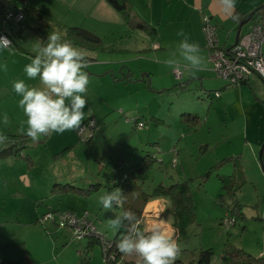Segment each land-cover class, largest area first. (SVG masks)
<instances>
[{"label":"rangeland","instance_id":"374dc122","mask_svg":"<svg viewBox=\"0 0 264 264\" xmlns=\"http://www.w3.org/2000/svg\"><path fill=\"white\" fill-rule=\"evenodd\" d=\"M91 1L25 0L27 6L42 13V18L25 12L23 24L15 26L16 33L22 28L23 42L20 45L30 53H37L43 42L41 38H47L54 31H59L64 39L68 28L87 29L85 25H88L104 34L100 35L102 47L99 51L84 53L95 59L85 69L91 73L88 74L85 119L82 121L94 123L93 130L85 135L86 138L91 135V139L85 141L77 131L52 133L22 151L23 154L28 152V161L23 156H11L7 162H0V257L18 258L19 250L9 245L22 242L28 264H81L84 261L105 264L100 243L88 249V239L77 241L71 228L56 225L42 216L56 209L59 213L77 216L87 214L94 221L97 233L107 241L112 240L118 230L109 226V220L122 213L121 209L105 210L98 201L113 188L101 186L98 193L81 198L71 194H50L46 184L51 179L91 177L99 179L102 185H118L128 167L151 153L158 161L149 170L148 181L143 184L145 191L151 192L158 184L169 186L181 181H186L190 189L194 222L186 228L185 237L177 241L184 263L196 259L201 250L212 249L210 264H221L220 256L227 245L264 258V173L258 159L264 142V105L256 100L259 109L254 111L250 104L244 114L233 89L222 90L220 98L221 93L214 88L229 83L218 79L212 69L209 76L204 74L202 84L194 79L187 86L171 74L164 76L167 71L161 67L148 84L142 80L146 67L134 61L129 62V68L134 71L129 79L125 76L127 67L123 70L125 80L122 81L116 80L123 79L116 65L112 66L115 74H102L106 66L101 61L117 60L120 56L118 49L126 43L131 46L130 36L140 30H127L126 25L111 29L94 23L89 9ZM245 1L236 0V4L244 11H250L253 5ZM257 1L264 4V0ZM13 2L0 0V6ZM133 2L135 10L132 5L131 10L135 15L148 13L144 8L146 0ZM0 26L9 28L2 15ZM232 28L227 24L222 33L228 34ZM110 31L114 34H107ZM3 35L0 33V37ZM234 37L235 31H232L229 42L233 43ZM30 58L14 48L0 50V118L7 113L10 120L7 128L0 123V132L7 133L9 139L26 137L20 133V127H26V117L18 106L20 97L13 90V82L23 80L29 86H40L38 78L29 79L24 72ZM3 65H7V70ZM203 89L211 91L213 98L202 99L204 95L200 92ZM201 100L210 103L209 110ZM194 117H198L197 120ZM244 118L248 148L243 146L246 138ZM135 119H139L143 128L133 124ZM252 133L261 135L260 145L256 147L253 146L256 139ZM68 142L75 147L63 150ZM155 147L160 149L159 152ZM231 156L238 160L244 174L243 183L233 196L241 205L243 219L226 228L223 223L232 199L223 189L219 175L231 176L234 166L227 161L219 164L223 158ZM119 160L121 166H117ZM173 160L177 162L175 168L171 163ZM215 165L218 167L211 170ZM151 208L153 215L161 210L159 205ZM164 212L167 213L168 209Z\"/></svg>","mask_w":264,"mask_h":264},{"label":"clouds","instance_id":"9594fccd","mask_svg":"<svg viewBox=\"0 0 264 264\" xmlns=\"http://www.w3.org/2000/svg\"><path fill=\"white\" fill-rule=\"evenodd\" d=\"M217 4L225 16L238 19L236 0H217ZM177 35L182 39L163 63L177 73L187 71L194 75L203 71L206 65L199 44L190 42L182 30ZM12 48L6 37H0V50ZM30 61L25 65L24 72L29 79L38 78L40 86H29L23 80L13 82V90L20 97L18 106L26 117V127L22 125L20 133L36 143L52 133L78 131L85 119V95L89 85V75L85 71L88 61L83 51L63 39L59 31H54ZM3 67L7 70V65ZM0 123L5 128L9 127L7 113L0 118ZM9 142V136L0 132V145ZM98 202L105 210L122 208L124 193L115 189L100 196ZM109 226L114 230H125L126 234L116 244L118 251L125 256H137L142 264H174L181 253L173 234L158 227L141 230L137 216L131 210L115 215L109 220Z\"/></svg>","mask_w":264,"mask_h":264},{"label":"crops","instance_id":"0c3cea01","mask_svg":"<svg viewBox=\"0 0 264 264\" xmlns=\"http://www.w3.org/2000/svg\"><path fill=\"white\" fill-rule=\"evenodd\" d=\"M130 2L132 8H134L133 0H130ZM146 2L147 3L145 4L144 8L148 13L146 15L137 14L136 16L139 19L143 20L145 23H147V25L149 26V28H151V30L149 32L139 31L138 34L131 35L130 36L131 46H128L126 43L124 47L119 48L117 52L120 54V56L118 57L117 60L110 59V60L101 61V64L106 66L102 74H107L109 72L115 74V71H113L112 66L116 65V67L119 70V73L122 74L123 77V79L121 78V80L120 79H116V80L119 81L125 80L124 79L125 76L126 78L128 77L129 79L131 75L134 74V71H132V69L129 68V62L134 61L146 67V69H143L145 71H143L142 80L144 82H148V84H150L151 82L150 78L155 75V72L156 70L158 71L159 67L163 68L164 71L165 70L167 71V74H165L164 76L169 77L170 74L173 75V70L169 68L167 65H165L163 63V60L168 57L169 53L176 50L179 41L182 39V37L177 35V32L182 30L189 37L190 42H196L199 44L201 49L200 54L205 62L206 67L203 71L195 72L196 75H191L189 74V72L183 71L182 78L179 81H183L182 83L183 86L189 85L190 83H192L194 79L196 80L198 79L200 80V83L201 82L203 83L204 74H207L209 76L210 75L209 72H211L213 68L209 60V52L206 47L205 38L202 33V16L208 15L210 17L211 22L215 26H217V35H218L219 44L227 48V47H232L237 42L239 36L241 34L246 33L254 23L255 18L254 19L250 18L249 14L255 8L264 5L258 3L259 1L257 0H246L245 3L250 2V4L253 6L252 9H250V11H244L245 9H242V7H240L241 5L236 4L235 13L238 16V19L233 20L230 17L225 16L220 11V8L217 4V0H146ZM89 4H90L89 9H91L92 12V19H93L92 21L94 23L102 24L104 27H109L111 29H113V27H116V25H125L119 14L115 12L104 0H93ZM227 24L230 25V28L233 26L232 28L233 33L235 31V37H234L235 39L233 43L229 42V38L232 37V31L228 32V34L225 35L222 33L224 26H227ZM85 26L87 27L88 30L94 32L99 37L100 35L102 36V34H104L100 32L96 27H90L88 25ZM126 29L128 30L129 27L126 26ZM122 32H124V29ZM107 34H114V32L110 31ZM81 51H83V53H86L84 50ZM85 55L89 56V60H87L88 64L89 63L93 64L95 59L93 57H90L89 54H85ZM125 67H127V74H125L124 76L123 70L125 69ZM138 68H139L138 70H140L141 67ZM87 72L88 74L91 73L89 71ZM241 86L248 87V89ZM227 89L228 90L233 89L232 92L234 93V96H236L237 100L240 99L239 105L243 107L241 111H243L244 114L247 112L246 106L250 104H252L251 107L254 109V111L259 109L256 100H259L264 105V83L257 76H252L247 82L236 86L218 85L217 88H214V90H219L218 91L219 94L221 93L220 98L221 95L223 94L222 90L226 91ZM200 94L202 96L204 95L202 99H204V97L209 99L213 98V96H211V91L208 90L203 89V92H200ZM252 95L254 96V99L252 98ZM243 98L248 101L245 102ZM200 102H203L208 108V110L210 109L209 102H207L206 100H201ZM223 107L225 108V106ZM197 118L198 117H196V120ZM246 122H247L246 118H244V123H245L244 134L246 138L243 146L245 147L248 145L247 143L248 131L246 127L247 125ZM252 132H254V129ZM253 136L256 139L255 144L253 146L256 147L260 145L261 135L260 133H258V134H253ZM65 144L66 145L63 146L64 149L70 146L75 147L73 144L70 145V142ZM207 146L208 145H206L205 147L208 148ZM159 150L160 149L158 148L157 151L159 152ZM28 158L30 159L29 156ZM8 159L10 158L6 157L0 159V162H4L5 160L7 162ZM233 174L234 171L232 175ZM90 178L87 177L85 179L82 177H73V178L51 179L46 184V187L48 192L50 194H53L51 193V187L54 184H70L80 188H87L92 184L93 185L99 184L100 186L108 187V189H111V187L113 188V186H117L116 184H112L111 186L105 184L102 185L99 179H90ZM115 189L118 188L115 187L112 189V191H114ZM156 205H159V208L161 210L157 215H153L154 210L151 207H156ZM166 209H169L168 201L164 199H157L150 201L145 207L143 213V219L138 225L139 228L141 230L147 231L150 228L158 227L161 230L165 231L166 233L173 234L174 238H176L177 237L176 230L171 226L172 217L168 212L167 213L164 212ZM165 215L168 216L166 219L164 218ZM14 245L12 244L9 246L13 247ZM178 257L183 261L180 255ZM4 258L7 259L8 257L6 256L0 257V259H4ZM16 259H12V260H16ZM122 260L134 261V262L140 261L138 257L125 256V255L122 256Z\"/></svg>","mask_w":264,"mask_h":264},{"label":"trees","instance_id":"16d2710c","mask_svg":"<svg viewBox=\"0 0 264 264\" xmlns=\"http://www.w3.org/2000/svg\"><path fill=\"white\" fill-rule=\"evenodd\" d=\"M115 12H117L122 18L123 22L126 26L131 29H137L140 31L149 32L151 28L145 23L143 20L139 19L131 10V4L129 0H104ZM22 13L23 17L25 16V12L36 16L37 18H42V13L33 7H29L26 5L25 0H14L13 3L1 7L0 6V15L3 16V19L8 23L9 28L4 29L0 26V33L4 34L11 42L13 48L24 55H28L29 57H34L37 53H30L28 50L24 49L20 44L23 42V39L20 36V32L22 28H19L18 33L15 32V26H21L25 20L20 23H14L11 20L7 19V13ZM250 18H257L259 16H264V5H261L255 8L250 14ZM43 40L42 46L46 43L47 38H41ZM65 40L70 41L73 46L78 48L79 50L84 51H98L102 47V39L96 35L94 32L85 29L83 27H71L68 28L65 32ZM86 59L89 60V56L85 55ZM264 83V81H262ZM196 118V117H194ZM138 119L134 120L133 124L138 123ZM84 122H82L83 125ZM7 135V134H6ZM17 138V137H16ZM15 137L10 139L9 143H5L0 145V159L6 157H18L23 156V159L28 160L27 151L23 154V150H27L28 148H32V141L28 137H22V139H16ZM91 138L88 137L86 141H89ZM153 145V144H152ZM71 147V146H70ZM67 147L66 149H69ZM64 149V150H66ZM158 150V148H156ZM158 152V151H157ZM22 153V154H21ZM158 161L157 157L154 154L148 153L143 158H141L137 163L132 164L128 167L123 175L122 181L117 185L113 186V188H118L124 193L125 204L121 209V212L125 210H131L137 216L138 225L143 219V213L146 205L153 200L164 199L169 203L168 212L172 217L171 226L176 230L177 233V241L180 238L185 237L186 228L194 222V208L193 201L190 194V189L188 187V183L186 181H181L177 183H173L169 186H164L162 184H158L155 186L151 192H147L143 189V184L148 181V173L149 170L154 166V164ZM232 162L234 166V175L232 176H220V181L222 183L223 189L227 192L228 196L232 199L231 208L229 212L226 214V219L229 218L233 220V226L238 222V220L243 219V214L241 210V205L234 200L236 192L239 190L240 185L243 183V172L238 166V160L232 157L223 158L219 165L223 164V162ZM260 165L262 171L264 173V147L259 156ZM122 161L119 160L117 166H121ZM172 163V162H171ZM218 165H215L211 168H217ZM205 175H208L207 173ZM204 175V176H205ZM100 185H90L87 188H80L70 184H54L51 187V193L56 194L58 196H63L65 194L75 195L77 197L88 198L96 194ZM234 196V197H233ZM51 215L52 221L54 224L58 225V217L61 214L58 210H50L45 215L42 216L44 218L46 215ZM74 214V213H72ZM76 215V214H75ZM77 216V215H76ZM41 218V219H42ZM94 223V221H93ZM126 234L125 230L119 229L114 235L112 240H108L110 242V247L107 252H103V256L105 259V264H142L141 261H125L122 260V256L124 254L120 253L116 247L117 242L121 239V237ZM88 239V243L86 248H91L93 244L100 243L97 238H84ZM82 239V240H84ZM81 241V240H77ZM24 243L19 242L15 244L13 247L20 251V254L16 260L10 259H0V264H27L25 261L24 255L26 250L24 248ZM213 258L212 249L201 250L196 259L191 262L184 263L179 257L175 260L174 264H210ZM221 264H264L263 257H255L250 253L244 251L241 248H234L230 245L224 247L221 256H220ZM81 264H87L86 261Z\"/></svg>","mask_w":264,"mask_h":264},{"label":"built area","instance_id":"2783aa9c","mask_svg":"<svg viewBox=\"0 0 264 264\" xmlns=\"http://www.w3.org/2000/svg\"><path fill=\"white\" fill-rule=\"evenodd\" d=\"M6 17L14 23H20L24 19L20 12L7 13ZM202 33L209 52V60L218 79L228 82V86L245 83L252 76H257L264 81V16L257 17L250 29L241 34L232 47L225 48L219 44L217 26L211 22L208 15L202 16ZM3 37L6 36L3 35ZM182 72L173 71L175 79L181 80ZM143 126L142 123H137L138 128ZM93 128L94 123L88 121L83 123L77 134L80 138H84L86 133L91 132L90 129L93 130ZM89 137L91 138V135ZM87 138L85 137L84 140L86 141ZM176 164L177 162L173 160L172 166L175 167ZM43 219L52 220V217L47 214ZM58 220L59 226L71 228L76 240L97 238L103 252L109 250L110 242L97 233L93 221L88 218L87 214L76 216L72 213H64L59 215ZM223 224L229 228L228 226H233L234 223L230 219H225Z\"/></svg>","mask_w":264,"mask_h":264},{"label":"water","instance_id":"95a60500","mask_svg":"<svg viewBox=\"0 0 264 264\" xmlns=\"http://www.w3.org/2000/svg\"><path fill=\"white\" fill-rule=\"evenodd\" d=\"M263 147H264V144H263V145H262V147H261L260 153H261V151H262Z\"/></svg>","mask_w":264,"mask_h":264}]
</instances>
